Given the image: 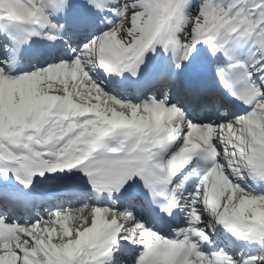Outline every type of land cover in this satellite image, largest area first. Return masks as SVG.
<instances>
[{
	"label": "snow or ice",
	"instance_id": "1",
	"mask_svg": "<svg viewBox=\"0 0 264 264\" xmlns=\"http://www.w3.org/2000/svg\"><path fill=\"white\" fill-rule=\"evenodd\" d=\"M45 40L68 51L14 68ZM0 47V264H264V0H0ZM74 169L83 203L12 218Z\"/></svg>",
	"mask_w": 264,
	"mask_h": 264
},
{
	"label": "bare ground",
	"instance_id": "2",
	"mask_svg": "<svg viewBox=\"0 0 264 264\" xmlns=\"http://www.w3.org/2000/svg\"><path fill=\"white\" fill-rule=\"evenodd\" d=\"M39 210H40V208H39Z\"/></svg>",
	"mask_w": 264,
	"mask_h": 264
}]
</instances>
